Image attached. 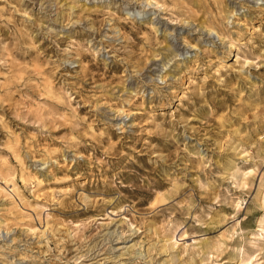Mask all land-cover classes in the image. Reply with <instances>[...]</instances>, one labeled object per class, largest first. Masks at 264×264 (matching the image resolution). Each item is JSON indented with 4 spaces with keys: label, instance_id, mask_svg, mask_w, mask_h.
I'll list each match as a JSON object with an SVG mask.
<instances>
[{
    "label": "rangeland",
    "instance_id": "obj_1",
    "mask_svg": "<svg viewBox=\"0 0 264 264\" xmlns=\"http://www.w3.org/2000/svg\"><path fill=\"white\" fill-rule=\"evenodd\" d=\"M185 4L194 18L143 9L162 30L113 0H8L0 264H77L85 251L80 264H264V15ZM213 29L218 47L198 38ZM111 106L132 113L116 117L125 131L105 120ZM153 118L172 130L152 135Z\"/></svg>",
    "mask_w": 264,
    "mask_h": 264
},
{
    "label": "clouds",
    "instance_id": "obj_2",
    "mask_svg": "<svg viewBox=\"0 0 264 264\" xmlns=\"http://www.w3.org/2000/svg\"><path fill=\"white\" fill-rule=\"evenodd\" d=\"M5 7L0 8V14H3L7 11V5L8 0H2ZM105 2H108V0H105ZM212 3L216 4L217 6V13L221 14L220 19H224V16L222 14L221 10V4L222 0H211ZM113 3L119 6V10L121 11L122 15L125 17H131L132 19L137 20L139 23H159L162 30L170 28V25L165 23L164 20L160 19V13L157 12L155 15L149 12H144V8H151L156 9L158 6L162 7L164 11L167 12V15L170 19L175 20L177 16L183 18L185 16L189 18H194V13L191 11V9L188 8V5L185 4V0H113ZM200 3L204 5L206 8L209 0H200ZM235 6L227 12V15L234 18H239L241 15H247L250 10L253 8L259 10L261 15H264V0H234ZM137 5H142L141 8H137ZM203 10V9H202ZM178 22V21H177ZM225 23L228 24V27H231V21H225ZM221 28H223V25H220ZM53 30L59 31V27L53 23L52 27L48 28L49 32H52ZM183 29L178 30L177 35L183 34ZM224 31L227 32V29L224 28ZM103 36V33H97L95 36L93 34L89 33L87 36V39H99ZM231 37V33L228 32L226 36L223 37L224 40H229ZM197 38V37H194ZM201 41L205 42L209 45H216L219 46V42L221 41L220 34L215 30H211L207 33L206 36L200 35L198 37ZM0 39H3V37H0ZM113 65H110V67ZM167 71V69H164ZM161 72V65L160 64H154L147 72L144 73L143 79L144 81H150L153 76H156L158 73ZM133 85L138 83V81H132ZM161 83H164L161 81ZM73 91L78 92L79 89H73ZM147 91V89H146ZM66 99L68 101H71L74 97H72L70 94L65 93ZM87 98V97H86ZM67 107H71V104L69 103ZM91 114V113H90ZM123 115L125 117L131 116L132 113L130 112H119L115 106H111V112L108 116L105 117V120H114L116 121V130L118 132H123L126 129L124 128L123 124L119 120L116 119L117 116ZM76 118V117H74ZM173 122H175V116H173ZM125 123H131L130 121H125ZM149 123L154 124L155 127L151 130L152 135H156L157 130H160L161 132H170L172 129L165 128L164 125L166 123L165 120H161L159 123L155 122V118L149 121ZM86 124L85 121L81 119L80 126H83ZM107 127V125H106ZM167 142V140H165ZM145 149L148 151L152 150V145H145ZM162 150V148H161ZM153 155H157V153H153ZM148 163L151 165L153 163L152 160H149ZM169 172L168 167L165 165H161L159 167V174L161 175V178H163V174H166ZM145 180H147V177H144ZM141 184L143 185V180L141 181ZM148 186H151V181L148 182ZM191 191V190H190ZM188 192H185L181 194V199L183 196L188 195ZM172 204L169 205L170 208H174V205L176 203V195L174 194L172 197ZM178 210V209H174ZM90 253L88 251L84 252V255L80 256L77 260V264H80V260L88 261L89 260Z\"/></svg>",
    "mask_w": 264,
    "mask_h": 264
},
{
    "label": "bare ground",
    "instance_id": "obj_3",
    "mask_svg": "<svg viewBox=\"0 0 264 264\" xmlns=\"http://www.w3.org/2000/svg\"><path fill=\"white\" fill-rule=\"evenodd\" d=\"M262 200H263V202H264V193H263V197H262ZM263 231H264V229H262Z\"/></svg>",
    "mask_w": 264,
    "mask_h": 264
}]
</instances>
